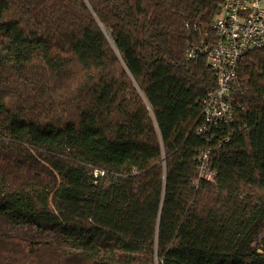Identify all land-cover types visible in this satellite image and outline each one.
Wrapping results in <instances>:
<instances>
[{"label":"trees","instance_id":"16d2710c","mask_svg":"<svg viewBox=\"0 0 264 264\" xmlns=\"http://www.w3.org/2000/svg\"><path fill=\"white\" fill-rule=\"evenodd\" d=\"M222 1L0 0V215L64 237L0 264H264V49L200 133Z\"/></svg>","mask_w":264,"mask_h":264},{"label":"built area","instance_id":"2783aa9c","mask_svg":"<svg viewBox=\"0 0 264 264\" xmlns=\"http://www.w3.org/2000/svg\"><path fill=\"white\" fill-rule=\"evenodd\" d=\"M216 39L194 49L205 53L208 65L216 76V87L202 102L205 125L200 133L211 141V131L230 129L240 105L236 95L240 90L239 68L242 58L250 51L264 49V0H223L220 13L213 22ZM243 108V107H241ZM229 140V135H224ZM224 137L219 139L221 145ZM210 149L199 156L200 177L216 183L217 172L212 169Z\"/></svg>","mask_w":264,"mask_h":264},{"label":"rangeland","instance_id":"374dc122","mask_svg":"<svg viewBox=\"0 0 264 264\" xmlns=\"http://www.w3.org/2000/svg\"><path fill=\"white\" fill-rule=\"evenodd\" d=\"M65 114L59 111L58 116L66 117ZM0 235L23 238L33 242L64 241V237L54 231L41 230L32 224L14 223L3 215H0Z\"/></svg>","mask_w":264,"mask_h":264}]
</instances>
